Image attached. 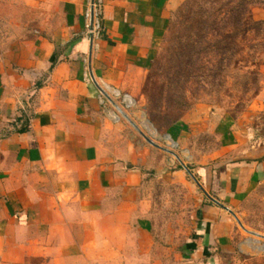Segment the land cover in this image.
<instances>
[{"label": "crops", "instance_id": "1", "mask_svg": "<svg viewBox=\"0 0 264 264\" xmlns=\"http://www.w3.org/2000/svg\"><path fill=\"white\" fill-rule=\"evenodd\" d=\"M92 1L0 0V264H216L236 249L235 219L107 105L149 69L176 0H96L94 41ZM200 121L217 149L170 137L238 216L264 184V125Z\"/></svg>", "mask_w": 264, "mask_h": 264}, {"label": "rangeland", "instance_id": "2", "mask_svg": "<svg viewBox=\"0 0 264 264\" xmlns=\"http://www.w3.org/2000/svg\"><path fill=\"white\" fill-rule=\"evenodd\" d=\"M170 17L149 69L133 74L129 90L113 96L107 105L114 125L121 124L146 142L121 109L147 137L176 153L190 170L194 166L191 151L182 150L169 133L182 130L184 140L192 137L190 143L207 146L210 142V148L217 149V142L204 136L207 122L200 120L212 117L264 125L259 117L264 113V0H176ZM125 95L132 99L130 109L123 103ZM197 146L194 155L199 156ZM184 194L178 193L176 202L186 203ZM238 212L244 228L258 237L236 222V249L220 255L216 264H264V184Z\"/></svg>", "mask_w": 264, "mask_h": 264}, {"label": "built area", "instance_id": "3", "mask_svg": "<svg viewBox=\"0 0 264 264\" xmlns=\"http://www.w3.org/2000/svg\"><path fill=\"white\" fill-rule=\"evenodd\" d=\"M86 33L87 36L92 40L99 39L102 35V8L100 1L93 0L87 9L86 15ZM123 103L127 109L133 107L132 99L125 95Z\"/></svg>", "mask_w": 264, "mask_h": 264}, {"label": "water", "instance_id": "4", "mask_svg": "<svg viewBox=\"0 0 264 264\" xmlns=\"http://www.w3.org/2000/svg\"><path fill=\"white\" fill-rule=\"evenodd\" d=\"M119 111H120V113H122L127 119H128V121L130 122V124L135 128V130L146 140V142L148 143V144H150L151 146H153V147H155V148H157V149H160V150H162L163 152H165V153H168V154H170V155H172V156H174L178 161H179V163L181 164V166L183 167V169L190 175V177L193 179V181L196 183V185L203 191V193H204V195L207 197V198H209L213 203H215L216 205H218L219 207H221L222 209H224L225 211H227L235 220H236V222L239 224V226L243 229V230H245L247 233H249L250 235H252V236H257L258 237V235L257 234H255V233H251V232H249V231H247L245 228H244V226H243V224L240 222V220L237 218V216L231 211V210H229L228 208H226L225 206H223V205H221L217 200H215V199H213L212 197H210L204 190H203V188L201 187V185L199 184V182L197 181V179L194 177V175L190 172V170H189V168L182 162V160L180 159V157L176 154V153H174V152H172V151H170L169 149H166V148H162V147H160L159 145H157V144H155V142L152 140V139H150L149 137H147L145 134H144V132H142V130L136 125V124H134L124 113H123V111L121 110V109H118Z\"/></svg>", "mask_w": 264, "mask_h": 264}, {"label": "bare ground", "instance_id": "5", "mask_svg": "<svg viewBox=\"0 0 264 264\" xmlns=\"http://www.w3.org/2000/svg\"><path fill=\"white\" fill-rule=\"evenodd\" d=\"M146 129H147L148 131H152V128H151L148 124H146ZM166 140H167V141H170L171 139L166 138ZM173 146H174V145H173ZM254 246H255L254 248L259 249L258 245H254Z\"/></svg>", "mask_w": 264, "mask_h": 264}]
</instances>
